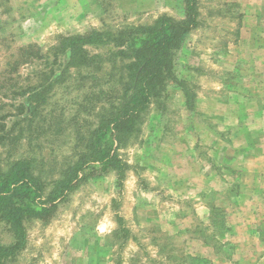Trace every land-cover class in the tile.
I'll list each match as a JSON object with an SVG mask.
<instances>
[{"label": "rangeland", "instance_id": "374dc122", "mask_svg": "<svg viewBox=\"0 0 264 264\" xmlns=\"http://www.w3.org/2000/svg\"><path fill=\"white\" fill-rule=\"evenodd\" d=\"M258 3L196 0L175 78L118 147L123 179L84 181L49 218L27 219L6 264H264V100L237 103L264 98V57L236 44L241 4ZM186 12V0H0V174L25 160L47 197L123 104L133 60L122 50L136 41L66 51L68 40ZM241 63L237 82L228 70ZM231 76L249 87L225 88ZM14 242L0 218V243Z\"/></svg>", "mask_w": 264, "mask_h": 264}, {"label": "trees", "instance_id": "16d2710c", "mask_svg": "<svg viewBox=\"0 0 264 264\" xmlns=\"http://www.w3.org/2000/svg\"><path fill=\"white\" fill-rule=\"evenodd\" d=\"M187 12L181 21L164 15L153 25L133 32H122L113 40L101 34L91 33L76 41L71 39L63 46L66 51L84 45H106L117 41L119 46L136 41L128 53L133 62L124 100L118 112L93 133L90 144V160L80 161L66 171L63 180L45 197L43 187L25 160L16 161L6 173L0 174V218L5 220L14 236V245L0 243V264L15 256L26 243L24 224L30 218H49L57 205L79 185L90 179H98L111 170L118 172L119 179L127 170L117 150L123 140L136 132L140 115L152 100L165 88L173 75L175 58L185 36L198 24L196 0H186ZM76 39V38H75ZM88 161V162H87Z\"/></svg>", "mask_w": 264, "mask_h": 264}, {"label": "crops", "instance_id": "0c3cea01", "mask_svg": "<svg viewBox=\"0 0 264 264\" xmlns=\"http://www.w3.org/2000/svg\"><path fill=\"white\" fill-rule=\"evenodd\" d=\"M243 2V0H242ZM242 6V13L245 14V16H243V21H242V28L240 29V40L236 43L237 46H243L246 42H248V47L249 49H252V51H255L258 55H261L264 57V0H259V3L257 4V6H255L254 8H251V6H248L246 4H241ZM252 9V10H251ZM253 13V15L255 16V19H252L249 17V14ZM251 16V15H250ZM247 24V26H246ZM248 25H252V28H250ZM253 26H257L258 30L253 29ZM248 31L250 33H248ZM256 31H260V34L263 36L258 37V39H255V37L252 35V33H256ZM218 34L215 36L217 37ZM257 41H261V43H256ZM252 42V45H250V43ZM231 52V50H230ZM233 52V51H232ZM229 59L231 58V56H227ZM241 62V61H240ZM246 63H241L238 64L236 66V70H234V67H230V69L228 71H231L232 73L235 72V74L233 76H236V81H238V73H243L244 72V67H245ZM258 69V68H257ZM235 79L232 78V76L230 77V79H228V84L224 85L225 88L230 87V88H236L235 82H231L234 81ZM254 86V85H253ZM243 87H249L247 85H243L239 86L237 90H239L240 93H243ZM255 87H259L262 88L264 87L263 85H256ZM259 100H264V98H259V97H254L251 99H245L244 97L239 95V99H238V104L244 105V104H248V103H252L255 102V104H258ZM263 102V101H262Z\"/></svg>", "mask_w": 264, "mask_h": 264}]
</instances>
